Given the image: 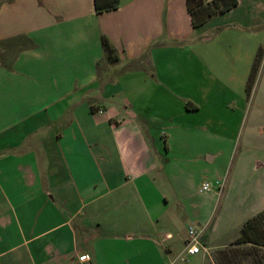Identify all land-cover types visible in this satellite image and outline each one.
<instances>
[{
  "label": "crops",
  "instance_id": "0c3cea01",
  "mask_svg": "<svg viewBox=\"0 0 264 264\" xmlns=\"http://www.w3.org/2000/svg\"><path fill=\"white\" fill-rule=\"evenodd\" d=\"M0 41V264H203L264 209V0H0Z\"/></svg>",
  "mask_w": 264,
  "mask_h": 264
},
{
  "label": "trees",
  "instance_id": "16d2710c",
  "mask_svg": "<svg viewBox=\"0 0 264 264\" xmlns=\"http://www.w3.org/2000/svg\"><path fill=\"white\" fill-rule=\"evenodd\" d=\"M188 7L193 14V22L195 25L205 22L210 16L217 12L225 11L238 3V0H187ZM95 8L98 12L115 8L119 5L120 0H94ZM103 44L107 55L110 58H117V52L107 37H103ZM264 58V47L258 49L254 60L249 79L247 82V92L252 93L254 84L256 83L262 61ZM189 109H195L197 104L191 100L186 103ZM253 242L255 244L264 245V209L246 220L242 226L241 234L235 239L234 244ZM228 247V246H227ZM226 248V247H223ZM221 249V248H220ZM225 251V249H222ZM226 256H228L227 252Z\"/></svg>",
  "mask_w": 264,
  "mask_h": 264
},
{
  "label": "rangeland",
  "instance_id": "374dc122",
  "mask_svg": "<svg viewBox=\"0 0 264 264\" xmlns=\"http://www.w3.org/2000/svg\"><path fill=\"white\" fill-rule=\"evenodd\" d=\"M204 1L207 2V0ZM2 47L3 43L0 41V61L10 56L8 55V51L7 55H4ZM147 106L148 105H146V107ZM156 106H161V104H156ZM155 110L158 111L160 109L156 108ZM154 120L157 121L156 124L161 127L162 120L159 116L154 117ZM206 178H208V174L204 173L202 180ZM222 249H225V251ZM225 252H227L228 256H226ZM202 258L203 264H264V245L246 242L232 244L226 248L218 249L217 251L204 249Z\"/></svg>",
  "mask_w": 264,
  "mask_h": 264
},
{
  "label": "built area",
  "instance_id": "2783aa9c",
  "mask_svg": "<svg viewBox=\"0 0 264 264\" xmlns=\"http://www.w3.org/2000/svg\"><path fill=\"white\" fill-rule=\"evenodd\" d=\"M211 186L210 181H205L203 187L208 189ZM201 230L195 225H189V234L186 238V251L188 254H195L202 251L203 245L200 240ZM72 264H91L87 253L79 254L73 259Z\"/></svg>",
  "mask_w": 264,
  "mask_h": 264
}]
</instances>
